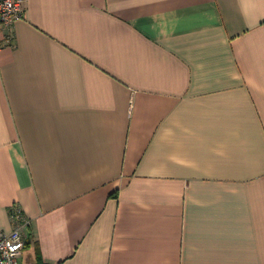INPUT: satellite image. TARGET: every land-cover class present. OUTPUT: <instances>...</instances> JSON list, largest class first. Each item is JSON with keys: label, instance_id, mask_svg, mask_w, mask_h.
Returning <instances> with one entry per match:
<instances>
[{"label": "crops", "instance_id": "crops-1", "mask_svg": "<svg viewBox=\"0 0 264 264\" xmlns=\"http://www.w3.org/2000/svg\"><path fill=\"white\" fill-rule=\"evenodd\" d=\"M0 39L20 264H264V0H26Z\"/></svg>", "mask_w": 264, "mask_h": 264}, {"label": "built area", "instance_id": "built-area-1", "mask_svg": "<svg viewBox=\"0 0 264 264\" xmlns=\"http://www.w3.org/2000/svg\"><path fill=\"white\" fill-rule=\"evenodd\" d=\"M26 0H0V35L3 30L11 27L14 22L24 16ZM12 35L7 37L6 42H11ZM3 43L0 39V50ZM12 229L5 233L0 230V264H20L19 256L25 246L23 228L28 224L21 211L13 208L10 212Z\"/></svg>", "mask_w": 264, "mask_h": 264}]
</instances>
